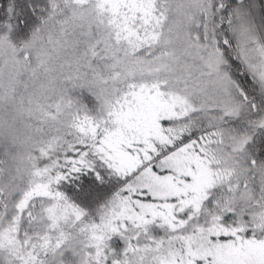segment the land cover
I'll return each instance as SVG.
<instances>
[{
    "label": "snow or ice",
    "instance_id": "snow-or-ice-1",
    "mask_svg": "<svg viewBox=\"0 0 264 264\" xmlns=\"http://www.w3.org/2000/svg\"><path fill=\"white\" fill-rule=\"evenodd\" d=\"M0 264H264V0H0Z\"/></svg>",
    "mask_w": 264,
    "mask_h": 264
}]
</instances>
